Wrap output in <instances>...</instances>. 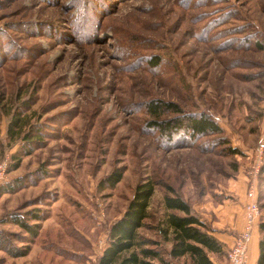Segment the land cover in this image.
<instances>
[{
    "label": "rangeland",
    "instance_id": "obj_1",
    "mask_svg": "<svg viewBox=\"0 0 264 264\" xmlns=\"http://www.w3.org/2000/svg\"><path fill=\"white\" fill-rule=\"evenodd\" d=\"M155 99L208 112L223 133L191 140L182 127L169 141L148 128ZM146 178L209 230L253 183L264 221V0H0V264H97ZM164 193L139 234L168 251ZM34 210L26 242L12 219Z\"/></svg>",
    "mask_w": 264,
    "mask_h": 264
},
{
    "label": "trees",
    "instance_id": "obj_2",
    "mask_svg": "<svg viewBox=\"0 0 264 264\" xmlns=\"http://www.w3.org/2000/svg\"><path fill=\"white\" fill-rule=\"evenodd\" d=\"M258 46L262 48L260 44ZM145 110L152 117L147 123L148 128L159 131L169 141L176 137L182 127L183 134L191 140L223 133L222 127L208 112L184 113L175 102L151 100L146 104ZM17 120H11L9 130ZM25 142L31 143L29 140ZM231 150L237 152L235 149ZM17 153L18 151L12 155V168H17L20 162L21 156H16ZM123 172L122 168H115L101 180V186L114 188L122 179ZM157 186L165 189L163 204L166 213L158 227L163 238L171 242L168 251L160 249L157 240L139 234V229L144 226L148 217L149 201ZM37 211L40 210L29 211L26 213L27 217L15 215L12 219L13 223L29 234L26 242L38 234L39 225L27 223L28 219H43ZM258 227L263 235L259 239L257 264H264V221L260 222ZM27 250L28 247L22 252L11 253L24 255ZM210 254L224 255L223 245L210 233L206 223L194 212L190 203L172 185L146 178L135 186L133 196L121 217L111 223L105 248L97 264H177L180 259H185L183 264H214Z\"/></svg>",
    "mask_w": 264,
    "mask_h": 264
},
{
    "label": "crops",
    "instance_id": "obj_3",
    "mask_svg": "<svg viewBox=\"0 0 264 264\" xmlns=\"http://www.w3.org/2000/svg\"><path fill=\"white\" fill-rule=\"evenodd\" d=\"M218 221L216 222L219 227H211L210 233L221 242L223 249L229 248L235 237L243 231L245 227L244 206L238 212L232 211L220 212ZM259 227L258 224L252 230L248 241L247 248V261L245 264H257L259 257ZM210 258L214 264H229L224 255L210 254Z\"/></svg>",
    "mask_w": 264,
    "mask_h": 264
},
{
    "label": "built area",
    "instance_id": "obj_4",
    "mask_svg": "<svg viewBox=\"0 0 264 264\" xmlns=\"http://www.w3.org/2000/svg\"><path fill=\"white\" fill-rule=\"evenodd\" d=\"M261 153V152H260ZM261 157V154L259 155ZM259 169V166L256 167ZM245 227L234 239L233 244L224 250V257L229 264H245L247 261V248L250 235L260 220V207L256 187L250 183L246 191L244 204Z\"/></svg>",
    "mask_w": 264,
    "mask_h": 264
}]
</instances>
